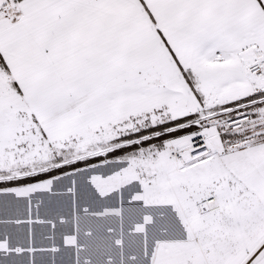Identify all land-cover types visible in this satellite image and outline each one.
I'll use <instances>...</instances> for the list:
<instances>
[{
    "label": "snow or ice",
    "instance_id": "obj_1",
    "mask_svg": "<svg viewBox=\"0 0 264 264\" xmlns=\"http://www.w3.org/2000/svg\"><path fill=\"white\" fill-rule=\"evenodd\" d=\"M0 264H264V0H0Z\"/></svg>",
    "mask_w": 264,
    "mask_h": 264
}]
</instances>
